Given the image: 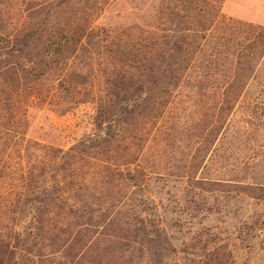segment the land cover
I'll use <instances>...</instances> for the list:
<instances>
[{
    "label": "trees",
    "instance_id": "16d2710c",
    "mask_svg": "<svg viewBox=\"0 0 264 264\" xmlns=\"http://www.w3.org/2000/svg\"><path fill=\"white\" fill-rule=\"evenodd\" d=\"M15 1L22 11L24 0ZM111 1L28 0L23 12L59 14L41 19V29L0 37L12 51L34 45L42 68L31 59L0 66V264H106L105 256L128 248L164 250L168 236L144 187L155 170H165L163 148H177L183 129L194 131L200 121L186 124L176 115L173 124L172 111L183 98L217 95V136L264 52V27L223 13L227 0H160L162 15L183 22L179 31L98 28ZM51 91H66L57 103L63 111L86 101L95 109V131L65 151L26 136L27 108ZM144 142L158 147L150 164L138 148ZM178 162L192 218L205 210V192L239 182L197 176L201 157ZM191 235L205 250L194 264L231 260L219 231L198 226ZM95 240L104 242L91 252Z\"/></svg>",
    "mask_w": 264,
    "mask_h": 264
},
{
    "label": "rangeland",
    "instance_id": "374dc122",
    "mask_svg": "<svg viewBox=\"0 0 264 264\" xmlns=\"http://www.w3.org/2000/svg\"><path fill=\"white\" fill-rule=\"evenodd\" d=\"M27 1H23V9L29 7ZM18 4L15 0H0V37L14 28L41 29V19L52 21L59 14L23 12L18 10ZM159 6L160 0H112L95 25L103 29L137 27L151 31L160 27L179 31L183 27L181 19L167 13L162 15ZM222 10L229 16L264 27V0H227ZM46 28L52 27L46 25ZM12 50L0 38V66L31 59L37 60L42 70L34 45L22 51ZM46 95L44 103H32L26 110L27 138L65 151L95 131L92 103L86 101L63 111L57 103L65 101L66 91L62 96L52 91ZM217 102V95L202 92L183 98L179 108L172 111L170 121L174 124L178 115L188 124L192 118L199 117L197 128L183 129L182 142L177 148L171 144L163 148L165 170H155L144 187L143 193L156 203L168 236L164 250L154 244H149V251L128 248L121 256H105L106 264H194L205 253L203 243L192 239L191 234L198 226L219 231L223 242L229 244L232 258L224 264H264V200L251 197L254 192L264 197V52L248 77L235 110L229 114V124L216 136L213 129ZM241 120L245 122L243 132L233 133ZM167 125H171L169 121ZM200 143L204 144L198 149ZM138 148L147 164L156 158L158 147L152 143H140ZM192 157L204 158L205 167L198 170L197 176L239 181L220 187L221 192H205V210L195 218L184 211L189 199L182 193L183 171L175 167L178 161L180 167ZM240 161L245 163H237ZM102 242L93 241L91 252L96 247L102 248Z\"/></svg>",
    "mask_w": 264,
    "mask_h": 264
}]
</instances>
